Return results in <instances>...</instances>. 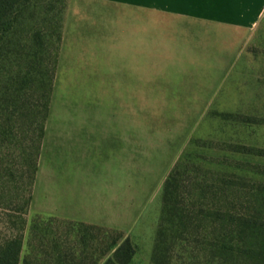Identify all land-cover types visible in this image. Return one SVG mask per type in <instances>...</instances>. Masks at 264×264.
Returning a JSON list of instances; mask_svg holds the SVG:
<instances>
[{
	"label": "rangeland",
	"instance_id": "obj_1",
	"mask_svg": "<svg viewBox=\"0 0 264 264\" xmlns=\"http://www.w3.org/2000/svg\"><path fill=\"white\" fill-rule=\"evenodd\" d=\"M45 2L21 19L24 51L0 57V91L28 72L42 86H27L17 140L0 156V240L25 219V264L65 249L91 256L101 228L131 240L130 264H153L164 207L224 205L215 194L236 167L223 150L233 135L224 113L238 105L224 84L231 65L211 54L202 65L201 29L169 15ZM36 30L43 49L33 45Z\"/></svg>",
	"mask_w": 264,
	"mask_h": 264
},
{
	"label": "trees",
	"instance_id": "obj_2",
	"mask_svg": "<svg viewBox=\"0 0 264 264\" xmlns=\"http://www.w3.org/2000/svg\"><path fill=\"white\" fill-rule=\"evenodd\" d=\"M45 3V0H0L2 59L10 61L13 50L24 51L26 45L22 46L20 42H23L22 35L26 33V27L21 24V19L25 18L26 14H34L35 8H40ZM35 32L33 45L43 49L46 46L41 37L43 33L40 30ZM59 38L61 39L60 36ZM27 57L29 60H38L39 50ZM12 80L3 91H0V156L9 145L14 143L13 141L17 140L13 123L14 114L27 86L35 84L37 80L38 83L34 85L36 91H39L38 86L42 87L40 76L33 75L32 72L19 74ZM30 168L33 183L38 171L37 162H34ZM230 185L254 188L248 183L223 182L224 189ZM259 188L264 192V187ZM215 197L220 199L219 201L222 200L224 205H219L221 207L218 208L209 206L189 208L179 205L164 207L152 257L153 264H264V215L234 211L233 197L227 195L217 197V194ZM31 200L30 196L26 202L27 206ZM249 200V198L244 199L246 202ZM22 220V229L11 228V233L0 240V264H21L26 225L25 219ZM38 222L36 220L32 222L37 229H39L38 225L34 224H39ZM93 230L97 232L94 237L97 244L91 245L92 249H95L91 256L85 254L77 256L74 252L65 249L63 252L46 254L43 259L36 256L34 262L26 261L25 264H130L132 262L136 250L129 238H123L122 234L112 230L101 228H93ZM82 242L87 246L85 237Z\"/></svg>",
	"mask_w": 264,
	"mask_h": 264
},
{
	"label": "crops",
	"instance_id": "obj_3",
	"mask_svg": "<svg viewBox=\"0 0 264 264\" xmlns=\"http://www.w3.org/2000/svg\"><path fill=\"white\" fill-rule=\"evenodd\" d=\"M88 1L165 14L190 23L201 29L202 65L205 55L210 59L209 54L215 55V65H231L224 84L238 105L224 113L226 117L221 116L233 119V135L227 138L232 146L223 150L236 167L222 173L221 183H248L254 188L230 185L224 189L221 184L216 194L233 197L234 211L264 215V192L259 188L264 187V0ZM190 33L191 37L198 34L194 30Z\"/></svg>",
	"mask_w": 264,
	"mask_h": 264
}]
</instances>
